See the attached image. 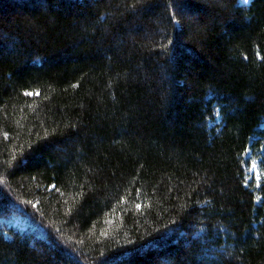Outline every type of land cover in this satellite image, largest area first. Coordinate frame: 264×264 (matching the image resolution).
<instances>
[{"label": "trees", "instance_id": "1", "mask_svg": "<svg viewBox=\"0 0 264 264\" xmlns=\"http://www.w3.org/2000/svg\"><path fill=\"white\" fill-rule=\"evenodd\" d=\"M263 123L264 0H0V264H264Z\"/></svg>", "mask_w": 264, "mask_h": 264}, {"label": "rangeland", "instance_id": "2", "mask_svg": "<svg viewBox=\"0 0 264 264\" xmlns=\"http://www.w3.org/2000/svg\"><path fill=\"white\" fill-rule=\"evenodd\" d=\"M250 1L251 0H238V3L240 5H248ZM261 129L264 130V123L261 125ZM263 150H264V146H263ZM247 156L248 157L251 156L250 151H248ZM258 163H259V160H254V162L252 163V165L248 171V175L254 176L257 181H260L261 180V173L259 171ZM13 225L18 226L20 228L24 227L23 221H21V220H16Z\"/></svg>", "mask_w": 264, "mask_h": 264}, {"label": "snow or ice", "instance_id": "3", "mask_svg": "<svg viewBox=\"0 0 264 264\" xmlns=\"http://www.w3.org/2000/svg\"><path fill=\"white\" fill-rule=\"evenodd\" d=\"M39 95V93H32V92H28V93H26V95H29V96H32V95ZM136 208H137V210H140V208H141V205L140 204H137L136 205Z\"/></svg>", "mask_w": 264, "mask_h": 264}]
</instances>
